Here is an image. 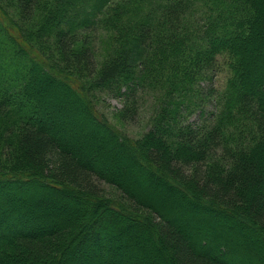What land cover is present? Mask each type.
I'll list each match as a JSON object with an SVG mask.
<instances>
[{"label":"trees","instance_id":"16d2710c","mask_svg":"<svg viewBox=\"0 0 264 264\" xmlns=\"http://www.w3.org/2000/svg\"><path fill=\"white\" fill-rule=\"evenodd\" d=\"M14 2L25 21L41 4ZM47 5L35 32L54 36L56 49L45 54L28 46L30 28L0 13V37L8 44L0 48L6 123L0 137L8 150L0 161V264H264V0H46ZM188 13L195 19L189 24ZM92 25L115 31L121 40L98 70L89 48L76 47L75 32ZM12 57L22 59L21 67ZM220 66L225 83L210 116L213 124L178 126L174 117L171 126L166 123L174 131L169 140L121 136L98 117L75 80V74L94 75L98 87L114 86L130 102L135 86L149 84L161 69H171L173 91L190 92ZM39 71L81 104L64 96L60 101L50 82V89L35 86ZM130 106L123 112H133ZM165 111L162 124L175 114ZM90 125L99 129L96 138L103 133L102 141L88 136ZM53 128L95 153L78 158L69 145L57 143ZM99 180L116 186L119 199L102 200ZM30 186L40 190L25 191Z\"/></svg>","mask_w":264,"mask_h":264},{"label":"rangeland","instance_id":"374dc122","mask_svg":"<svg viewBox=\"0 0 264 264\" xmlns=\"http://www.w3.org/2000/svg\"><path fill=\"white\" fill-rule=\"evenodd\" d=\"M45 4L46 0H41L40 8L37 10L34 16L31 17L28 21H25L21 20V17L17 13L14 0H0V13L12 18L22 29L30 28V32H33L34 34L31 33L33 39L27 41L28 46L32 51L44 54L49 53V50L54 51L56 49L54 36H52L51 33L40 32L39 35L35 34L36 31H38L39 33L41 29L43 22L42 17L44 16L46 8L48 7V5L45 6ZM69 12L73 13L72 10ZM86 12L91 13V9L87 7ZM85 15L91 18L90 14L85 13ZM193 19L194 16L188 13L186 23H192ZM62 27L66 29L67 25L63 23ZM78 30L79 31L75 32L78 34V43L76 44V47L79 48L85 46L86 48H89V50L93 54L94 62L96 65L95 67L98 70L102 65H104L114 56L116 52L115 50L118 49L121 40L118 39V36H115V31H105L100 25H92L89 28L83 27ZM3 40V37H0V48H5L8 45ZM11 59L12 63H14V65H17L18 67H21V65L23 64L21 61L22 59L19 57H12ZM218 63H221V59H219ZM70 72L73 73L74 70ZM170 74L171 69L167 70L166 68H164L159 70L155 78H153V81H151L149 84L146 83L144 85H136L135 94L133 98L131 96L132 99L130 100V102L129 100L125 102L124 97H119L114 86L104 89L98 87L95 83L97 78L94 75L88 77L86 74L79 73L78 75L75 74V77L77 79H74L76 80V82L81 84L84 92L86 91L93 109L97 113L98 117L100 116L99 118L102 117L104 121H107L109 124H111L116 129V131L121 134V136L129 138L132 141L139 142L144 140L146 136L153 134H155L157 137L163 136L164 138L169 140L168 138L173 137L174 131H172L170 127V120L174 119V117L175 123H177L178 126L185 124L190 125L191 128H202L203 126H209L213 124L212 120H210V116L216 110L217 96L220 94L221 89L223 88L225 83V71H222L221 66L216 68V70H214L212 74L203 76L199 80H197L195 87H193L190 92H188L187 90L173 91V89L171 88V82L173 81V78ZM33 80L35 81V86L40 87L41 89H50V83L53 84L55 87L53 89L54 92L52 93L56 95L57 98H60V101L61 96H64L72 105L75 104L79 106L81 104L79 97L70 96L65 93V89L55 84L51 76L46 74L45 72H35L33 75ZM72 86H74V84H72ZM15 98L19 99V97L17 96H15ZM132 104L134 107L133 112L129 114L123 112L124 106H132ZM171 107H173V109H177V111L173 110ZM165 109L170 110V112L168 113H172L174 111L175 114H171V119H169L168 117L163 121L162 124L159 121L160 118H163L164 113L167 114ZM2 110L3 109L0 107V133L4 132L1 129H3L4 124H6L4 120L5 115ZM35 115L36 112L32 114L31 118L33 119ZM84 117L85 120L90 122L89 120H91V118H89L88 115H85ZM41 120L42 119H40V121ZM167 122L170 123V126L169 124H166ZM159 125L160 127L161 125L163 126L160 129L158 128L157 130L156 127H159ZM163 127L165 128V131L161 132V129H163ZM62 131L63 130L61 128H58V130L55 128L52 129L54 135L58 137L57 143L59 145H63L64 147H68L69 145L70 150L75 156L80 159H84V156L87 155L86 153H88L89 155L95 153V151H88V147H84L81 143H77L75 140H73V137H70V135L65 134ZM97 131H99L97 127L94 128L93 125H90L86 132L88 136L94 134L93 140H97L98 143L100 139L102 141L101 137L103 136V133H100V138H96L95 135L98 134ZM5 133L3 134V137L6 136ZM0 138L2 142L0 143V161L4 162L5 160H7L6 152H8V150L6 149L7 145L3 143V138ZM106 147H108L107 144ZM107 150L109 149L107 148ZM88 164L91 167L97 168V165L93 162H89ZM96 185L100 190L98 196L102 200L111 199L113 201H116L119 199L120 194L116 186L107 184L102 180L96 182ZM33 186L27 187L25 191H30L33 189L32 191L34 192V190H40V188L34 189ZM3 190L4 189L0 187V191ZM152 190H155L154 187L151 188V191ZM27 200L28 199L25 198L23 204L24 206L26 205V207H29V204H27ZM12 201L13 199L9 200V202ZM42 226V223H39L37 225V227L40 229ZM194 234L196 235V233ZM195 246H197V243L193 242V247ZM219 251L221 254V248H219ZM210 253L213 256L217 255V251L215 250L210 251ZM134 260L136 261L137 259L134 258L133 261ZM168 260L170 262V257L168 258ZM134 263L135 262L129 264ZM163 264H168V262L165 260L163 261Z\"/></svg>","mask_w":264,"mask_h":264}]
</instances>
